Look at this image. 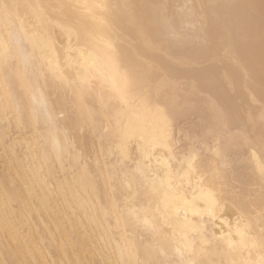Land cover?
<instances>
[{
    "label": "bare ground",
    "instance_id": "bare-ground-1",
    "mask_svg": "<svg viewBox=\"0 0 264 264\" xmlns=\"http://www.w3.org/2000/svg\"><path fill=\"white\" fill-rule=\"evenodd\" d=\"M184 1L0 0V28L3 27L4 37L12 46V57L23 63L21 69L16 58L10 61L11 56L0 41V94L4 100L0 105V119L5 118L6 110L10 109L12 116L9 118L13 121L8 119L7 126L0 132V264H161L159 249L165 250L166 254L171 252L172 236L169 232L174 227L185 228L186 220L177 221L173 227L165 225L160 233L152 237L154 243L149 241L135 245L136 241H133L135 246H131L128 240L119 241L110 232L109 219L113 217L114 224L124 228L123 218L128 215L123 217L121 214L125 213L118 212V209L126 208L122 207L124 205L120 201L123 202V199L119 197L124 192L118 195L120 191L114 188L117 184L110 183H117L116 177L105 175L106 178L98 179L99 173L106 171L101 163L104 155L96 154L98 150L94 152L91 149L95 145L91 147L88 142L93 141L92 136L100 129L101 121L105 120L111 125L112 131L108 136L109 140L114 138L112 143L116 151L118 148L117 154L119 151L124 154L123 149L129 141H126L124 130L128 128L138 129L149 139V130L156 125H151L149 130L145 125L150 124V119L159 113L153 100L156 96L163 98L172 92L173 84L180 90L188 91L186 96L182 93V97L177 99L187 105L185 108L188 107L189 112L199 115L212 126L225 120L228 130L236 131L231 144L220 146L217 154L224 157L234 150L235 154L243 156L242 166L254 176L236 172L214 175L219 191L225 193L236 187L241 189L237 196L229 193L231 198L228 199L234 200L233 205L236 206L227 208V211L244 213L251 206L262 203L264 0H190L198 9L192 20L199 22L200 27L178 39L166 38L168 34H176L183 25L180 20V24L177 23L174 8ZM205 33L210 41L204 46L195 44ZM56 50L64 55L62 59L53 54ZM79 72H83L84 76L78 77ZM126 84L130 94L126 95V92L122 95L120 89ZM43 103L47 105L43 116L46 122L43 120L45 125L39 126L41 119L38 118H42L44 112L41 110L44 108L38 106ZM133 103L139 104L137 109H133ZM155 121L158 122V119ZM11 127L16 132L14 140H10L16 144L15 149L13 145L5 144L7 135L13 132H10ZM39 139L43 140V144ZM100 143L99 146L102 145ZM8 150L10 153L4 157ZM72 154L75 159L80 156L93 158V162L96 159V164L90 162L84 165L78 176L76 173L68 180L62 176L56 179L55 174L75 167V163L67 161ZM39 169L46 183L37 197L34 194L37 190L34 189L38 185L33 183L38 182L42 175ZM128 176L126 182L130 179L133 184L138 183L136 174L131 178ZM121 180L119 183H123ZM75 181L77 185H69ZM155 186L152 193L141 191L147 195L143 194L146 199L158 191L160 185ZM52 191L58 195L67 194L60 195L59 204H45ZM162 191V201L169 214L180 206L189 212L194 207H207L215 201L211 203L209 198L195 194L190 203L184 204L182 197L176 196L172 190ZM128 197L130 195L126 201L133 203ZM144 199L143 213L150 221H157V211L146 205ZM137 202L135 198L134 204ZM133 211V215L128 211L132 217L140 214L139 209L136 213ZM67 213L69 217L65 218ZM137 215L133 217L132 224L138 221L135 219L139 217ZM144 220L145 217L143 224H139L145 226ZM154 222L157 224L159 221ZM149 223L147 225L150 226ZM252 232L248 236H236L227 249L216 248V253L222 255L218 257V264H264L263 233ZM111 244H114V256L107 247ZM242 244L250 245L253 250H240ZM210 250L204 262L199 261L196 255L194 263L212 264L216 258H213L214 251Z\"/></svg>",
    "mask_w": 264,
    "mask_h": 264
},
{
    "label": "rangeland",
    "instance_id": "rangeland-1",
    "mask_svg": "<svg viewBox=\"0 0 264 264\" xmlns=\"http://www.w3.org/2000/svg\"><path fill=\"white\" fill-rule=\"evenodd\" d=\"M187 1H188V3H186ZM194 7L195 6H194L193 2H191L190 0H185L183 4H181L180 6H176L175 7L176 9L174 8L175 13H176L177 23L180 20V22L182 21L181 23H183L184 26L182 25L181 27H179V30L176 32L177 35L175 34V32H173L172 34H168V36L166 38L178 39V38H180L179 36L186 35L189 32H191V30H194V29H197V27L198 28L200 27L199 22L197 23L195 20L194 21L192 20V19H194L193 17L195 15V13H197V11H198V9L196 7L194 9ZM177 9L180 11V13L182 15L178 12ZM176 10H177V12H176ZM199 10L203 11L202 9H199ZM188 16H190L191 18ZM188 18L191 19L190 22H189ZM191 21H193V22H191ZM178 24H180V23H178ZM2 30H3V27L0 28V41L2 42V44H1L2 47H4L6 52L8 51L7 53L9 54V57L11 56V59H9L10 61L13 60V58L17 59V57H15V56L12 57V55H13L12 49H11L12 46L10 44H8L7 39L4 37V33H3L4 31H2ZM205 35H207V34L206 33L203 34L202 37L200 38L201 41L199 39V41H197L195 44L204 46V44L206 42L210 41V38L209 37L206 38ZM73 47H74V45H73ZM57 51H59V50H56L53 54L54 55L56 54V56L58 58L62 59L64 55L62 56V54H60L61 52L60 51L57 52ZM58 54H59V56H58ZM17 60H18L17 64L20 65L21 69H22L23 63L21 62V64H20L21 60L20 59H17ZM83 72L86 73L85 71H83ZM83 72H81V73L79 72L78 77H81V75L84 76ZM13 75H15V74H13ZM126 86L124 85L123 86L124 88L122 87L123 89L122 88L120 89V91H121L120 94L124 95V94H126V92H127L126 95L130 94L129 93L130 89H129L127 84H126ZM175 86L176 85H174V84L171 85L172 92H168L163 98H158V96H156V98H154V100H153L154 101L153 103L156 104V105L155 104L154 105L155 106L158 105L157 106L158 107L157 112L159 111V113L155 114L158 118L156 116H153V118L150 119L151 120L150 124L147 123L145 125L148 130H149L151 125L152 126L156 125L154 128L152 127L154 130H152V128H150L149 136H148L149 139L147 137L143 136L142 134H140V131L138 129L128 128V129L124 130V134L126 135V138H127L126 141H128V139H129V141L128 142L124 141L128 144V146L126 143H124V145L126 144V146L123 149L124 154H121V151H119L120 152V153H118L120 155V157H119V155L117 154L118 148H117V151H116V147L113 148L114 143H112V142L114 141V138H112V140H109L108 135L111 134V131H112L111 125L109 124V122H107L105 120L107 123L105 121H101V124H100L101 126L99 129L101 131L98 130V132L100 134H98V132H97L94 137L92 136L93 141L91 140L88 143H89V146L92 145L91 147H93L95 145L93 148H91L93 151L94 150L95 151L100 150L99 152L97 151L96 154H102V156L104 155L103 156L104 158L102 157L104 160L101 163L103 166V170H106V171L105 172L101 171V174L99 173L100 177L97 175L98 179L106 178L105 175L113 176V178L116 177L115 178L116 182L117 181L118 182L117 183L110 182V183H112V184L114 183V184L118 185V186L114 185V188H116L118 190V191L117 190H115V191H117V192L120 191L118 193V195L121 194L122 191L124 192V193H122V195H119V197L121 196L120 199L121 200L123 199V202L125 204L122 201H120V203H122L124 205L122 207L125 208V206H126V208H125L126 210L125 209L123 210L122 207H119L122 209H118L119 210L118 212L125 213V214H121V215H123V217L128 215V216H126L127 218L126 217L123 218L124 222H126L125 220H128V221L126 222V224L124 222L122 224L127 226V228L129 227V229L131 226H133L131 229H133L134 227H136L138 229L137 230L135 228L134 230H132V232H130L129 229L125 230V228H126L125 226H124V228H121V227L115 225L114 221H113L114 218L110 216L109 220H110V232H111V234H113L115 237H117L119 241L121 240V241L125 242L128 240V241H130L131 246H135L136 244L138 245V244H140V243L142 244L144 242H149V241L153 242L152 237H154L158 233H160V231H162V229L164 228L165 225L173 227L177 221L184 219V220H186L185 221L186 222L185 228L180 230L179 228L174 227L169 232L170 233L169 235L172 236V237H170L172 240L171 241V249L172 250L170 249L171 252H168V254L170 253V255L166 254L167 252H165V250L159 249L160 257L162 259L160 261L161 264H195L194 260H195V257H197V256H198L199 261L201 260V262H204V259L206 258V255H207V252L210 249H211L210 251H214V253H215L213 258H216V260L214 259V261H212L213 262L212 264H216V263L218 264L219 263L218 257L221 254L216 253V248L217 249L218 248L227 249L229 247V244L234 240V238L236 236H238V235L248 236V235L252 234L253 233L252 231L254 230L255 233L256 232L260 233V234L263 233V235L261 234V236L264 237V230L261 228V227H263L262 223H264V215H263L264 214V203H263L264 199L262 200V203H260V205L251 206L254 210H252V208L249 209L250 208L249 207L248 209L250 211L249 210H247V211H249L250 213H248L247 211H246L247 213L246 212L242 213L239 210H234V211H232V213L227 211V208L235 205V204L233 205L234 200L231 201L230 199H228V198H231V197H228L230 195L229 193H231L232 196H237V195H239L237 192H240L241 189L236 187L235 189H233L231 191L229 190L225 193H223V191H219V187H218L219 183H217L215 181L216 178H214L215 177L214 175L216 173H221L223 175H231L232 173H235V172L236 173H245L247 175H250L251 177L253 175L250 173V170L247 167L242 166V162L244 159L243 156H239V155L235 154L234 150H230L229 152H227V154L224 157H220V155L217 154V149L220 146L223 147V146H228L229 144H231L232 136H234L233 134H236V131L233 129L228 130V127H227L225 120H221V121L217 122V124L215 123V125L212 126L209 122H206V120H203L199 115L189 112L188 111L189 108L188 107L185 108V106H187V105L181 104V102H179L180 99H177V98H181L182 96H186L188 94V91L183 90V89L180 90L179 88H176ZM1 88H0V90H1ZM126 88H127V90H129V92L126 90ZM124 89H125V91H124ZM176 92H178V93L175 94ZM27 93H28V91H26V94ZM173 93H174V95H173ZM181 94H182V96H180ZM0 97H1L0 98V105H1V103H3L4 100L1 96V94H0ZM157 102H159V103H157ZM133 104H134V106L132 105L133 109H137L138 108L137 105H139V104L138 103H133ZM46 106H47L46 103H43L42 106H38L40 109L44 108L43 110H41L42 112H44V114L43 113L41 114L42 118H38V120L41 119L38 121L39 126L45 125L46 119H44L43 116L45 115L44 110H45V108H47ZM136 106H137V108H136ZM132 107L130 106L131 109H132ZM17 109L18 108H16V110ZM9 110L10 109L6 110L7 114H5L6 115V116H4L5 118L0 119V124H1L2 120L5 121V122L2 121V125H0V132L2 131V128L4 129L7 126L6 122L8 119L11 120V122H13L12 119H10L12 114L10 112L11 110L10 111ZM161 113L164 114L165 117H163L164 115L162 116ZM158 114L159 115L161 114L160 118H159ZM7 116H8V118H7ZM9 116H10V118H9ZM115 116L118 117V114H116ZM156 119H158V122L155 121ZM43 120H45V122ZM12 124L14 125V123H12ZM10 129H11L10 132H12V131L13 132L11 134L9 133L10 135H7L6 140H5V144L10 145V146L13 145V149H15L17 146H16V144L12 143L11 141L14 140L13 138L16 136V132H15V128L11 127ZM129 129H130V131H129ZM132 130H135V131H132ZM26 131H27L26 133L28 134L29 130L27 129ZM136 131L137 132L139 131L138 134ZM152 131H154V132H152ZM12 134H13V136H12ZM97 135H98V137H97ZM161 136L164 138H162ZM160 137H161V140H160ZM96 140H100V141H96ZM143 140H145L146 142L147 141L149 142V140H150V142L152 141L151 142L152 144H150V142L149 143L147 142L148 143L147 144ZM39 142H40V144H43V140L39 139ZM93 142H94V144H93ZM95 142H97L98 145ZM99 143L102 145L99 146ZM145 143L147 144L146 146H145ZM110 146H112V147H110ZM143 146H145L146 148ZM96 147H97V149H96ZM140 147H142V148H140ZM231 148L233 149L234 147H231ZM141 149L143 150V152ZM23 150L24 149H22L21 151H23ZM101 150H102V153H101ZM139 150H140V152H138ZM8 153H10L9 150L6 152L4 157H6ZM96 156H98V155H96ZM141 156H144V157L140 158ZM185 157H186V159H185ZM220 158H222V159H220ZM182 159L184 161H182ZM67 161L72 162V164L75 163L73 165V167L74 166L75 167L69 168L68 170H63V171L59 172L58 174H55L56 179L58 176H62L64 179L68 180V179H70L71 175H74V174L76 175V173L78 176L81 173V171L83 170L84 165L87 166V164L90 162L92 165H94V164H96L94 162L97 160L95 159L93 162V158L90 159V158H85L83 156H80L78 159H75L74 155L72 154L69 157H67ZM138 163H140V164H138ZM136 165H138L139 167ZM142 165H143V167H142ZM152 166H154V167L152 168ZM140 168H141V170H140ZM142 168H143V170H142ZM154 168L156 170H154ZM159 170L162 171V174ZM39 172H40V169H39ZM40 173L42 175L39 176L38 182L33 183L34 185H38L34 189V190H37L34 193L35 195H37V197H38V194L43 190L44 184L46 183V181L43 180V178H44L43 173L42 172H40ZM139 173H140V175H139ZM130 174H131V176H130ZM135 174L137 175V182L138 183L135 182V184H133L132 182H130V179L127 180V182H126V179H128L127 178L128 175H129L128 177L131 178L132 175L135 176ZM185 174H186V176H185ZM116 175H120V176H116ZM144 175H145V177H144ZM103 176H105V177H103ZM141 176H142V178H141ZM263 177H264V175H263ZM121 178H122L121 181L123 183H121V182L119 183ZM167 180L168 181L170 180L169 181L170 183ZM43 181H44V183H42ZM129 182L132 183V186ZM77 183L78 182L75 181V182H71L69 185H71V184L77 185ZM128 183H129V185H128ZM167 183H168V186L166 187L165 184L167 185ZM121 184H123V185L126 184V185L122 186ZM140 184L142 185V187L145 186L143 188V190H142V187H140L141 186ZM137 185H140V186H137ZM153 186H155V187L159 186L157 188V190L159 192L156 191L155 193L152 194V195H154L153 197H150V196H152V195H150L149 197H147L148 199H146L147 195L145 194V192H141V191L145 190V191H147L146 193H148V192L152 193V191H153L152 187ZM119 187H122V188H119ZM137 187H140L141 189L137 188ZM168 187H169V189H168ZM162 189L163 190L166 189L169 191L172 190L171 192H173L176 196L182 197V203H184V204H186L187 202L190 203L192 196L195 194H201L202 196L209 198V201H211V203H212V200L213 201L215 200V201L210 206L199 207V208L194 207L189 212H187L185 209L182 208V206H180L177 209H175L176 211H174L172 214H169V212L165 209V204H163L164 201H162L163 200L162 199V197H163ZM129 191H130V193H129ZM127 192H128V194H127ZM140 192L142 193V196H141ZM261 193H262V195H264V187L262 188ZM66 194L67 193L60 194V195L64 196ZM143 194H145L146 196ZM60 195H58L57 192H53V191L50 192L49 197L46 198V201H44L45 204L53 205V206L55 204H59L60 201L58 199H59ZM123 195L125 197V200H124ZM129 195H130V198L128 197L127 199H129V200L131 199V202H133L131 204H130V201L127 200L129 203L126 201V197ZM141 197H144L145 199L141 198ZM135 198H136V202L139 200V202H137V203H140V201L142 202L144 199V202H146V205H151L152 209L154 208L153 210L157 211V217L158 218H156V219H158L157 221H159V222H157L156 220L150 221L148 216L145 213H143L144 212L143 207L145 204L143 202L140 205L137 203L134 204ZM137 198H139V199H137ZM34 201H35V199H34ZM155 203H156V205H154ZM142 204H143V206H142ZM130 205L132 207L134 206L133 207L134 209H132V207H130ZM137 206H139V207H137ZM213 207H215L216 210ZM62 208L65 209L64 207H62ZM135 209H137V211ZM138 209H139L140 214L143 213L142 215H144V216L142 217L139 213H137L139 215L134 214V216L137 215L139 217H137V218L135 217V219L138 221H135V223H133L135 225H133L132 222H134L133 221L134 216L132 217V215H133L132 211L134 210L133 212L136 213V212H138ZM140 209H141V211H140ZM129 210H130V213L132 215L128 212ZM122 211H125V212H122ZM160 212H162V213L160 214ZM257 214H258V217H257ZM119 215H120V213H119ZM130 215H131V217H130ZM184 215H186V217ZM260 215H261V217H259ZM68 217H69V213L65 214V218H68ZM128 217L130 218V221H129ZM140 217L142 219H140ZM144 217H145V220H144L145 226L147 225V222L148 223L150 222L149 223L150 226L147 225L145 227L142 225ZM250 218H252L254 220H252ZM139 219H140V222H139ZM258 220H259V222H257ZM152 221L153 222L155 221L154 223L157 222V224H153ZM129 222H131V223H129ZM151 222H152V224H151ZM164 222H165V224H164ZM139 223H142V224H139ZM162 224H164V225H162ZM152 225H155V226H152ZM143 229H145V230H143ZM146 229L149 231H147ZM133 231H134V234H133ZM175 231H177V232H175ZM197 231H199V232H197ZM135 233H137V234H135ZM190 233H191V235H190ZM149 235H151V236L149 237ZM176 235H177V237H173ZM150 238H151V240H150ZM147 239H149V240H147ZM198 239H199V241H198ZM133 241H134V243L136 241L135 245L133 244ZM123 242H121V243H123ZM195 242H198L199 244L195 243ZM113 245L114 244L107 246L108 249L111 250L109 253H111L112 256H114V253H115ZM242 245L240 246L241 247L240 250H243L244 252H246L248 250H253L250 245H246V246L244 244H242ZM162 252H163V254H162ZM200 253H202V255ZM171 255H173L174 257ZM185 255H186V257H185ZM164 256H165V258H164ZM170 258H172V259H170ZM105 264H107V263H105Z\"/></svg>",
    "mask_w": 264,
    "mask_h": 264
}]
</instances>
